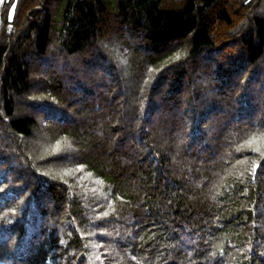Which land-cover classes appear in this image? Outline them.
I'll use <instances>...</instances> for the list:
<instances>
[{
	"label": "trees",
	"instance_id": "trees-1",
	"mask_svg": "<svg viewBox=\"0 0 264 264\" xmlns=\"http://www.w3.org/2000/svg\"><path fill=\"white\" fill-rule=\"evenodd\" d=\"M0 264H264V0H3Z\"/></svg>",
	"mask_w": 264,
	"mask_h": 264
},
{
	"label": "snow or ice",
	"instance_id": "snow-or-ice-1",
	"mask_svg": "<svg viewBox=\"0 0 264 264\" xmlns=\"http://www.w3.org/2000/svg\"><path fill=\"white\" fill-rule=\"evenodd\" d=\"M245 2H247V0H245ZM0 3H3V0H0ZM14 8H15V4H13L12 8L9 9V19L12 18V13L14 11Z\"/></svg>",
	"mask_w": 264,
	"mask_h": 264
}]
</instances>
